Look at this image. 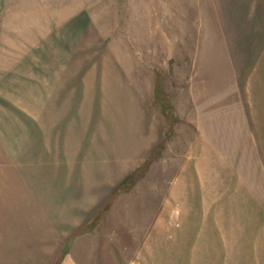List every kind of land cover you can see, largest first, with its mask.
Wrapping results in <instances>:
<instances>
[{"label": "rangeland", "instance_id": "1", "mask_svg": "<svg viewBox=\"0 0 264 264\" xmlns=\"http://www.w3.org/2000/svg\"><path fill=\"white\" fill-rule=\"evenodd\" d=\"M35 1L0 0V21L21 25L6 12L38 7L48 26L50 4L66 2ZM67 2L82 16L67 42L93 62L78 66L88 81L74 133L92 144L66 139L31 171L29 183L44 186L46 256L28 263L264 264V0ZM26 84L0 81V186L14 189L9 147ZM138 100L162 139L142 160L131 147L134 169L126 160L117 170L114 140L139 126ZM60 156L71 175L58 173Z\"/></svg>", "mask_w": 264, "mask_h": 264}, {"label": "crops", "instance_id": "2", "mask_svg": "<svg viewBox=\"0 0 264 264\" xmlns=\"http://www.w3.org/2000/svg\"><path fill=\"white\" fill-rule=\"evenodd\" d=\"M65 1L56 7L50 4V9L47 11L49 18H46L48 26L46 22L43 23L45 10H40L38 7L33 10H25L22 7L18 10L19 12L11 13L9 10L6 12L8 17L11 14L14 17L27 18L21 25L13 24L8 20L0 21V81L28 82L21 88L19 94L23 98L21 103L15 105L23 118L20 141L11 142L10 147L8 144L10 153L14 154L11 160L16 162L15 165L18 168V171L16 170L17 186L15 189L11 184L0 186L3 189L0 192V229L2 230L0 257H10L6 264H13L12 258H16L15 264H29V257L44 258L46 256L44 186L29 183L31 171L37 168L38 173L41 161L51 159V156L46 157L49 152L51 154L52 151L54 155L62 153L64 148L61 144L64 146L66 139L67 143L72 142L73 145L78 143L77 139L85 146L92 144L90 135L77 136L74 128L77 127L76 112L79 93L77 86L79 84V87L85 91L86 81H88L86 69L84 74H79L81 77H78V66L91 65L93 62L84 60L83 57H78L79 60H77L76 44L73 43L71 46V42H67L69 39L67 34H75L78 30L77 25H82V16L76 12V4ZM35 2H37L36 6H39L40 0ZM0 16L5 14L2 12ZM155 85L156 78L152 82L153 92ZM135 102L138 115L133 118V122L137 121L139 126L135 124L136 128L132 129L124 126L125 128L114 140V145L118 146L114 150L117 155V161L115 160L117 170H122L126 166V160L130 162L134 160L131 147L134 148L136 156L142 160L162 139L159 126L154 123V120L148 119L142 109V101ZM77 153L78 148L75 149L74 155ZM66 157H52V159L64 162L67 160ZM63 164L58 169V173L60 174L63 170L62 175L66 176V170L70 171V169L68 164L65 162ZM58 166L59 162L55 168ZM75 167L83 169L72 166V168ZM134 167L135 165L132 170ZM71 174L70 171L69 175ZM108 183L109 180L102 184L104 191ZM106 188L108 197L112 188L110 190L109 186ZM55 189L52 190L53 193L57 191ZM63 225L78 224L66 221L62 222ZM50 229H52L50 234L54 236L48 239L55 240L57 231L53 226ZM59 251L60 247L56 252H50L49 256H57L60 254ZM59 264L76 263L66 259Z\"/></svg>", "mask_w": 264, "mask_h": 264}, {"label": "trees", "instance_id": "3", "mask_svg": "<svg viewBox=\"0 0 264 264\" xmlns=\"http://www.w3.org/2000/svg\"><path fill=\"white\" fill-rule=\"evenodd\" d=\"M157 89V88H156Z\"/></svg>", "mask_w": 264, "mask_h": 264}]
</instances>
